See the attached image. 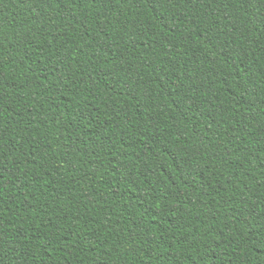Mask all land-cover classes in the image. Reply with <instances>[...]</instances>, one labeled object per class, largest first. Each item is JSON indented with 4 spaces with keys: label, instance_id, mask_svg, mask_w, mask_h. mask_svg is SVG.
Masks as SVG:
<instances>
[{
    "label": "trees",
    "instance_id": "obj_1",
    "mask_svg": "<svg viewBox=\"0 0 264 264\" xmlns=\"http://www.w3.org/2000/svg\"><path fill=\"white\" fill-rule=\"evenodd\" d=\"M264 0H0V264H264Z\"/></svg>",
    "mask_w": 264,
    "mask_h": 264
},
{
    "label": "snow or ice",
    "instance_id": "obj_2",
    "mask_svg": "<svg viewBox=\"0 0 264 264\" xmlns=\"http://www.w3.org/2000/svg\"><path fill=\"white\" fill-rule=\"evenodd\" d=\"M262 245H264V242H262Z\"/></svg>",
    "mask_w": 264,
    "mask_h": 264
}]
</instances>
